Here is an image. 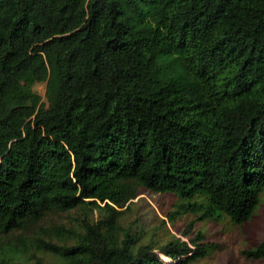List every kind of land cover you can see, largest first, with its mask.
I'll return each mask as SVG.
<instances>
[{
    "label": "trees",
    "instance_id": "trees-1",
    "mask_svg": "<svg viewBox=\"0 0 264 264\" xmlns=\"http://www.w3.org/2000/svg\"><path fill=\"white\" fill-rule=\"evenodd\" d=\"M141 188L177 198L184 236L254 212L264 0H0V237L50 254L35 264L203 257L199 229L156 244L120 224ZM239 252L264 264V234Z\"/></svg>",
    "mask_w": 264,
    "mask_h": 264
},
{
    "label": "rangeland",
    "instance_id": "rangeland-1",
    "mask_svg": "<svg viewBox=\"0 0 264 264\" xmlns=\"http://www.w3.org/2000/svg\"><path fill=\"white\" fill-rule=\"evenodd\" d=\"M34 89L40 97L43 96L42 82L36 83ZM176 202L177 198L171 193H155L141 188L124 208L119 219L120 224L123 226L129 224L131 228L139 226L143 232V239L152 236L156 244L163 243L171 235L187 240L194 230L199 229L203 234V241L211 246L203 257L188 264H262L261 260L243 257L239 251L241 248L254 245L264 234V188L259 194V202L254 212L245 222L233 224L226 217L207 218L196 221L187 236L181 232L186 228L190 215L177 213L171 219L166 217L167 211L176 210L174 206ZM93 215L95 216V210ZM46 218L68 223V215L65 213L50 214ZM16 234L18 233H8L0 237V252L4 251V254L11 255L9 264H35L36 256H42L44 260L51 258L49 253L32 250L29 246L22 249L17 244L21 240L19 238L15 240ZM160 258L165 264L174 263L165 256L160 255Z\"/></svg>",
    "mask_w": 264,
    "mask_h": 264
}]
</instances>
